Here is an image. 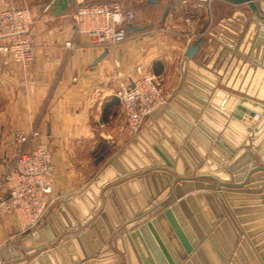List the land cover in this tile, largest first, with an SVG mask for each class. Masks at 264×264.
Returning <instances> with one entry per match:
<instances>
[{"label": "water", "instance_id": "1", "mask_svg": "<svg viewBox=\"0 0 264 264\" xmlns=\"http://www.w3.org/2000/svg\"><path fill=\"white\" fill-rule=\"evenodd\" d=\"M158 1L150 0L149 4ZM228 1L246 3L254 11L259 21L256 38L264 39L261 29L264 10L260 0ZM67 7L62 0L59 11ZM142 29L143 26L132 25L130 33ZM205 41L203 36L188 45L182 61L184 80L189 79V63ZM259 63L264 65L262 61ZM197 78H194L197 84L194 95L199 99L187 97L184 90L188 83H182L89 183L63 197L64 203L38 229L33 245L27 243L35 233L26 235L19 245L9 241L2 245L0 264H27V261L44 264L54 256L57 260L64 257L71 264L67 254L73 253L74 247L80 256L72 254L76 264H264V243L259 244L254 238L260 229L249 231L254 225L245 224L247 220L238 209L233 210L238 216L235 218L224 200L232 196L225 192L244 190L261 194L254 199L255 210L263 221L255 226L261 224L260 228L264 229V97L259 96L260 88L240 94L216 87L219 78L213 74ZM223 97L225 101L220 103ZM228 101L232 102L229 106ZM164 112L174 119L173 124L158 119ZM257 116L261 118L254 123ZM164 117L171 120L164 115L161 118ZM231 130L238 131L240 136L234 138ZM230 136L236 144L229 143ZM224 146H231L236 153L226 155ZM216 152L218 157L225 156L219 161L220 168H227L232 176L224 171L216 173L214 166L207 168L219 160ZM147 167L151 170L143 176L142 169ZM144 178L149 183L151 197L143 202L135 197L138 203L135 208L125 186L136 196L133 183H141ZM160 179L163 186L156 189L155 183L159 184ZM107 184L114 186L101 193ZM195 186L215 193L196 192ZM217 190L225 192L218 194ZM100 195L106 198L105 202ZM118 196L120 199L123 196L124 203L117 204ZM230 205L235 206L232 202ZM69 228L71 232L67 231ZM50 229L53 234L45 237ZM47 244L54 246L53 249L31 258Z\"/></svg>", "mask_w": 264, "mask_h": 264}, {"label": "crops", "instance_id": "2", "mask_svg": "<svg viewBox=\"0 0 264 264\" xmlns=\"http://www.w3.org/2000/svg\"><path fill=\"white\" fill-rule=\"evenodd\" d=\"M65 1L68 7L60 12L62 0H0V10L9 7H27L31 10L35 38L34 59L25 67L12 56L0 52V194H5L4 178L17 161L16 157L24 151L33 150L38 142L32 140L23 144L15 143L12 137L16 131H40L41 139L50 146L56 167L55 199L37 226L25 230L16 215L0 211V248L8 241L19 245L20 240L30 233H35V236L27 244L33 245L38 238V229L45 226L64 203L63 197L82 189L114 153L131 141L136 132L127 126L117 91L122 82L139 76L138 68L154 74L168 98L180 89L182 83L187 82L188 86L184 90L186 96L199 99L194 95L197 87L194 78L196 76L200 79L206 74L219 78L216 87L240 94H244L240 91L260 88L259 96L264 97V70L256 64L260 61L264 63V39L256 38L251 24L253 16H250V7L246 3L213 0L211 13L208 15L207 3L199 0L203 6L195 11L196 24L198 28H207V25L212 24L209 27L212 36H206L195 59L190 61L189 79L184 80L182 61L187 49L184 39L156 31L159 26L144 21V16L138 15L136 26H143L144 29L131 33L118 45L106 47L89 35L78 32L72 17L77 0ZM260 2L264 10V0ZM164 24L176 26L178 30L185 28L183 22L172 25L162 21L161 25ZM261 25L264 30V23ZM67 42H71L73 47H68ZM156 62L159 63L156 65ZM118 73L121 74L120 77ZM224 101V97L220 99V103ZM231 103L228 101L227 106ZM204 105L207 106L208 103ZM162 115L171 120L161 118ZM162 115L159 120L164 119L169 125L175 122L169 113L164 112ZM244 117H248V114H244ZM260 118L261 116L253 118L254 123ZM231 131L234 138L240 136L238 131ZM232 136L228 138L233 145L237 141ZM196 148L194 145L193 149ZM223 149L226 155L236 153L231 146H224ZM216 156H219L217 152ZM218 158L207 168L214 166L217 168L216 173L224 171V174L232 176L227 168H220L219 161L224 160L225 156L220 155ZM150 170L149 167L142 169V174ZM163 183L162 179L159 184L156 182V189L163 186ZM113 186L107 184L106 188L101 189V193ZM133 187L135 193H138L136 196L130 187L125 186V189L129 200H133L134 207L138 208L135 197L143 202L148 196L151 197V190L145 178L141 183H133ZM195 191L215 193L214 190L197 189L196 186ZM216 192L219 194L225 191ZM225 193L232 195L229 200L227 197L224 200L234 217L238 216L233 210H240V215L247 220L245 224L254 225L249 231L260 229L254 238L259 240V244L264 243V229L260 228L261 224L255 226L263 221L258 216L260 212L255 210L257 205L254 199L261 194L244 190ZM123 194L126 197L125 191ZM123 196H120L121 199L118 196L117 204L122 201L124 203ZM100 198L106 201L103 195ZM230 202L235 206L232 207ZM114 215L116 216V211ZM72 217L79 226L82 225L73 213ZM67 231L72 230L69 228ZM51 234L52 229L46 231L45 237H50ZM53 247L47 244L43 251L38 250L31 258ZM7 252L11 253L9 250ZM73 253L80 258L75 247ZM73 253L68 251L67 255L71 264H76ZM23 259L27 257L24 256ZM38 263L43 264L42 261ZM44 264H68V261L64 257L57 260L54 256Z\"/></svg>", "mask_w": 264, "mask_h": 264}, {"label": "built area", "instance_id": "3", "mask_svg": "<svg viewBox=\"0 0 264 264\" xmlns=\"http://www.w3.org/2000/svg\"><path fill=\"white\" fill-rule=\"evenodd\" d=\"M211 7L213 0H205ZM185 28L176 30L167 24L156 31L184 38L188 45L205 36L206 29L198 28L195 11L202 8L200 2L191 4L183 1ZM74 24L81 34L92 37L98 44L109 47L125 41L130 27L136 25L138 14L134 9H126L120 3H86L77 0L73 12ZM33 14L27 7H9L0 10V52L10 55L22 66H27L35 56ZM134 33V32H133ZM73 47L71 42L66 43ZM139 76L122 82L117 91L127 126L137 132L146 118L167 102L160 82L154 74L138 68ZM120 77L121 74L118 73ZM41 132L16 131L12 141L23 144L38 140L36 147L22 152L4 178L5 194H0V211L14 214L23 228L29 230L37 226L54 202V181L56 167L47 142L41 139Z\"/></svg>", "mask_w": 264, "mask_h": 264}, {"label": "rangeland", "instance_id": "4", "mask_svg": "<svg viewBox=\"0 0 264 264\" xmlns=\"http://www.w3.org/2000/svg\"><path fill=\"white\" fill-rule=\"evenodd\" d=\"M84 1L86 3H88V2H95V3L119 2L126 9L130 8V9L136 10V12H138L139 16H141V15L144 16V19H145L144 21L155 23L156 27L160 26L162 24V21H167L168 24L170 23L172 25L175 23H178V24L181 22L184 23V17H185V9L183 6L184 0H159L155 4H150V5L146 6V10H145V6L143 5L142 2L140 5L138 3L139 1H143V0H136V2H133V0H84ZM188 1L191 4L201 2L199 0H188ZM211 8H212V5H211V7H207V10H208L207 14L208 15H210V13H211ZM145 12H148V13H145ZM249 13H250V16L251 15L253 16V18H252L253 23H251V24H253L252 26H254L253 31H254V34L256 36L255 32L257 30V22H259L257 19L258 17H256L254 11L251 8L249 10ZM210 18H212V17H210ZM211 25H209V26L207 25V28H206V26L204 27L206 29V34L204 37L212 36L211 33L209 32L210 31L209 27ZM170 27L178 30L177 28H175L176 26L175 27L170 26ZM255 27H256V29H255ZM180 38H182V37H180ZM182 39H184V38H182ZM185 43H186V41H185ZM186 45H187V43H186ZM256 64L258 66L262 67L264 70L263 64L260 65V63H257V62H256ZM262 72H264V71H262ZM16 158H18V157H16Z\"/></svg>", "mask_w": 264, "mask_h": 264}, {"label": "flooded vegetation", "instance_id": "5", "mask_svg": "<svg viewBox=\"0 0 264 264\" xmlns=\"http://www.w3.org/2000/svg\"><path fill=\"white\" fill-rule=\"evenodd\" d=\"M149 1H150V0H143V1H139V2L137 1V2L139 3V5H140L141 2H142L143 5L146 7V6L150 5V4H149ZM133 2H136V0H133Z\"/></svg>", "mask_w": 264, "mask_h": 264}, {"label": "trees", "instance_id": "6", "mask_svg": "<svg viewBox=\"0 0 264 264\" xmlns=\"http://www.w3.org/2000/svg\"><path fill=\"white\" fill-rule=\"evenodd\" d=\"M88 3H95V2H88ZM157 63H159V62H156V65H157Z\"/></svg>", "mask_w": 264, "mask_h": 264}, {"label": "bare ground", "instance_id": "7", "mask_svg": "<svg viewBox=\"0 0 264 264\" xmlns=\"http://www.w3.org/2000/svg\"><path fill=\"white\" fill-rule=\"evenodd\" d=\"M255 29H256V27H255ZM261 29H262V27H261ZM264 31V30H263Z\"/></svg>", "mask_w": 264, "mask_h": 264}]
</instances>
